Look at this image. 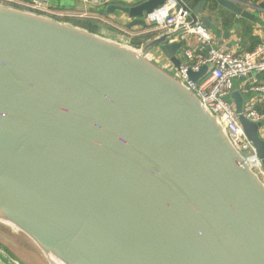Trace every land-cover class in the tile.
I'll use <instances>...</instances> for the list:
<instances>
[{
  "label": "water",
  "instance_id": "water-1",
  "mask_svg": "<svg viewBox=\"0 0 264 264\" xmlns=\"http://www.w3.org/2000/svg\"><path fill=\"white\" fill-rule=\"evenodd\" d=\"M166 1L107 12L147 27ZM177 1L210 25L205 0ZM183 29L135 46L0 2V222L18 231L0 251L15 264H264V179L151 54L179 67ZM240 122L264 166V123Z\"/></svg>",
  "mask_w": 264,
  "mask_h": 264
},
{
  "label": "built area",
  "instance_id": "built-area-1",
  "mask_svg": "<svg viewBox=\"0 0 264 264\" xmlns=\"http://www.w3.org/2000/svg\"><path fill=\"white\" fill-rule=\"evenodd\" d=\"M3 3H21L33 10H40L58 16L63 13L53 12L48 8L45 0H0ZM84 17L85 14L79 15ZM146 21L160 30H173L176 26L184 29L170 39V42L182 43L181 63L179 67L167 68L182 80L199 97L203 105L215 114L226 128L228 135L240 151L249 166L264 179V166L252 141L249 140L241 122L240 115L254 122H263L264 113L260 112L255 102L245 101L242 113L236 111L231 97L235 91L236 82L264 72V35L257 46L244 53L223 50L216 47L211 32L201 22L192 24L188 11L177 0H167L158 9L147 14ZM193 40L196 42L194 43ZM203 65H207L206 74L198 81H193L190 71L198 72ZM243 85L240 91L243 96L250 92L264 91V84Z\"/></svg>",
  "mask_w": 264,
  "mask_h": 264
},
{
  "label": "crops",
  "instance_id": "crops-1",
  "mask_svg": "<svg viewBox=\"0 0 264 264\" xmlns=\"http://www.w3.org/2000/svg\"><path fill=\"white\" fill-rule=\"evenodd\" d=\"M48 3V8L53 12L63 13L62 18L56 17L51 13H47L40 10H33L28 6L21 3H6L15 7H19L25 10L34 11L37 13L47 14L49 16L58 18L59 20L66 21L68 23H73L76 26L85 28L75 21L81 19H96L102 22L99 29L96 32L99 34H107L115 40L124 41L134 39L135 32L140 30L142 25H132L129 24L133 21L129 15L121 12L120 10H115L112 13L107 12V7L111 4L114 5H135L144 0H45ZM200 0H188L187 4L191 9H193ZM245 10L249 11L251 15L249 17H244L242 15L236 14L230 10L218 8V3L214 0H205L203 7V12L200 16H206L210 25L207 26L211 32L213 39L216 42V47L223 50H232L238 53H244L253 50L257 44H259L264 35V0H234ZM82 13L85 14L84 17H80ZM122 26L126 27V31L122 30ZM88 29V28H85ZM89 30V29H88ZM91 31V30H90ZM161 33V32H160ZM159 33V34H160ZM126 36V37H125ZM133 41V40H131ZM194 43H196L193 40ZM151 54L155 59L160 61L166 67L172 66L174 63L170 61L164 53L158 48H154ZM180 53V57L182 55ZM182 59V58H180ZM257 80L258 85L264 84V72L258 73L256 75L248 76L242 80L236 82L235 91L240 90L243 85L249 86L251 82ZM245 101L252 100L255 102L256 108L264 113V91L261 92H250L244 94ZM264 123V121H263ZM264 136V126L262 129ZM0 264H15L9 256L0 251Z\"/></svg>",
  "mask_w": 264,
  "mask_h": 264
},
{
  "label": "rangeland",
  "instance_id": "rangeland-1",
  "mask_svg": "<svg viewBox=\"0 0 264 264\" xmlns=\"http://www.w3.org/2000/svg\"><path fill=\"white\" fill-rule=\"evenodd\" d=\"M82 14H84V13H82ZM122 30L125 32L126 31V27L122 26ZM164 31H166V30L156 29L153 25H150V26H147V27H142L140 30L136 31L135 32V36H136L135 38H138V37L144 36V35H150L151 36L150 39H152L153 37L158 35L160 32L162 33ZM103 35H110V33H107V34L104 33ZM123 40L125 41L126 38H124ZM131 40H133V39L132 38H130V40L127 39L126 42L130 43L132 45H135V46H140V45L134 44L133 41H131ZM147 41H149V39L146 40V42ZM0 230H2L3 234H6L7 236H10V235L14 236V235L18 234V231H15L16 229L14 227H11L10 225H7V224L1 223V222H0ZM24 240H26V239H24Z\"/></svg>",
  "mask_w": 264,
  "mask_h": 264
},
{
  "label": "trees",
  "instance_id": "trees-1",
  "mask_svg": "<svg viewBox=\"0 0 264 264\" xmlns=\"http://www.w3.org/2000/svg\"><path fill=\"white\" fill-rule=\"evenodd\" d=\"M62 18V17H59ZM77 24L88 28L91 31H97L100 27V25H102V22L96 19H81L78 21H75ZM151 36L150 35H144V36H140L138 38H134L133 39V43L136 45H141L144 42H146V40L150 39Z\"/></svg>",
  "mask_w": 264,
  "mask_h": 264
}]
</instances>
